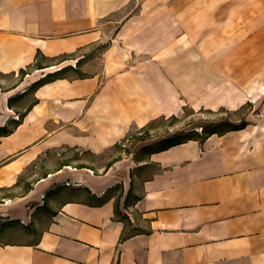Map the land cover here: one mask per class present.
I'll list each match as a JSON object with an SVG mask.
<instances>
[{
    "label": "crops",
    "instance_id": "0c3cea01",
    "mask_svg": "<svg viewBox=\"0 0 264 264\" xmlns=\"http://www.w3.org/2000/svg\"><path fill=\"white\" fill-rule=\"evenodd\" d=\"M104 40L99 64L80 52ZM38 51L66 54L86 74L41 84L30 106L20 104L27 93L11 107L8 97L37 78L0 86V126L23 113L0 136V187L14 186L48 149L102 154L132 126L184 106L262 105L241 129L146 157L120 152L100 173L56 171L85 198L58 202L37 244L0 243V264H264V94L252 85L264 82V0H0V72L18 73ZM148 165L155 169L142 178ZM116 184L140 196L125 212L134 226L135 213L147 219L146 232L120 240L114 197L93 203Z\"/></svg>",
    "mask_w": 264,
    "mask_h": 264
},
{
    "label": "rangeland",
    "instance_id": "374dc122",
    "mask_svg": "<svg viewBox=\"0 0 264 264\" xmlns=\"http://www.w3.org/2000/svg\"><path fill=\"white\" fill-rule=\"evenodd\" d=\"M185 38V36H182ZM189 40L193 39L195 41L200 40L201 36L199 34H193L188 36ZM191 38V39H190ZM108 40L100 41L97 44L87 47L80 51L81 53L87 54L86 59L91 55L92 58H96L95 64H99L100 56ZM68 57L65 60L60 61L59 59L54 60H44L43 63L48 65L46 67L35 69L34 67H29L27 69V74L20 76V73L11 74L8 77H1V89L5 91L6 89L14 88L21 84L25 79L32 80L38 79L49 72H53L68 64L76 63L75 59H70ZM86 59L84 61H86ZM83 63V62H82ZM82 63L80 68L82 67ZM96 67V66H95ZM78 68V67H77ZM81 69L73 71L69 70L65 72L66 75H81L86 74L80 71ZM264 75V74H263ZM264 79V76L262 77ZM33 83V82H32ZM31 83V84H32ZM247 85V84H246ZM264 94V82H257L255 84ZM9 86V87H6ZM27 88L17 91L16 95L9 96L12 98L23 93ZM32 100V95L30 90L27 91V96L24 100L20 101L21 105H28ZM261 100V99H260ZM260 100L256 102L245 100L236 108H230L226 106H219L217 108H205L200 107L195 109L190 106H184L183 111L179 115H174L175 119H171L170 116L165 118H157L155 124H153L149 131L143 132V129L137 126H132L128 131V139L120 141L119 146H113L112 148L106 150L102 154H93L89 152H84L80 149L57 147L44 151L38 158L32 162L24 171L23 174L18 178L17 183L6 189L0 190V204L4 205V211L6 214H0V243H31L35 241L39 233L44 229L48 221L50 220V214L54 209L55 205L71 197L74 198H85V192L79 191L76 187L70 184L66 179H61L55 175L56 171L70 168L66 170H80V164H85L90 167L94 173H100L103 165L107 161L121 153L124 150L131 151L132 153H140L142 157L148 156V154L159 147L163 146L161 140L164 139L169 134H173L181 129H188L192 126V122H198L200 120H228L231 122H239L240 120H246L247 124L254 117L258 116L256 113L259 112V108L262 103ZM264 101V99H262ZM202 109V110H201ZM246 124V125H247ZM142 127V126H141ZM244 128V127H243ZM197 130L196 137L202 135L201 128H195ZM219 131L224 130V127H219ZM126 134V135H127ZM139 136H143L144 140H139ZM82 151V152H81ZM65 164V165H63ZM61 167V168H60ZM86 168V167H85ZM154 166L148 165L145 172L142 175L146 177L154 171ZM50 176V177H49ZM44 178L47 180V188L40 190H35V198H27L26 195L32 188L33 184L41 181ZM62 187V189H60ZM137 192L140 191L138 182L136 184ZM38 197V201L36 198ZM54 204L51 205V201ZM48 204L49 207H38L39 204ZM13 204V208L11 205ZM8 206V207H6ZM36 208V209H35ZM42 208V209H41ZM24 213L30 217L25 221ZM135 213V212H133ZM137 225L140 228L145 229V222L139 216V214H134ZM11 220V221H8ZM31 221V225L28 228L24 227V224H28Z\"/></svg>",
    "mask_w": 264,
    "mask_h": 264
},
{
    "label": "trees",
    "instance_id": "16d2710c",
    "mask_svg": "<svg viewBox=\"0 0 264 264\" xmlns=\"http://www.w3.org/2000/svg\"><path fill=\"white\" fill-rule=\"evenodd\" d=\"M68 58V55L64 54V55H60L58 57L55 58H46L44 55H42L39 51L36 53L34 62L28 66H26V68H21L19 70L18 73H20V76H24L25 74H27V69L29 67H34L35 69H40L43 67H46L48 65H45L43 63L44 60H54V59H59L60 61L65 60ZM79 63V61H77V64ZM69 70H73L76 71L75 67H73L72 65L68 64L65 65L59 69L54 70L53 72H49L47 74H45V76H42L38 79H36L35 81H33V83L20 95L15 96V97H10L8 98V106L11 107L13 105V103L21 98L24 93L26 94L27 91L30 90V93L33 92L38 86H40L43 83L52 81L56 78H61L64 77L66 74H64L65 72L69 71ZM14 74V73H11ZM11 74H2L0 72V80L1 77H8ZM33 103V101L29 104V106ZM28 106V107H29ZM202 110V109H201ZM162 118H165L164 116H161ZM23 118V113L19 112L18 118L17 119H10L6 124L0 126V136H4V135H8L10 134L14 128L20 123V121ZM160 118V117H159ZM171 119H175L174 115L170 116ZM157 118L151 120L150 122H148L147 124H145L144 126L140 127L143 129V132H147V130L149 131V128L155 124ZM247 124L246 120L242 119L239 122H231L228 120H220V121H216V120H209V121H203L200 120L198 122H192V126L188 129H181L176 131L173 134H169L166 137H164V139L161 140V143L163 144V146L159 147L158 149L154 150V151H160V150H164L167 149L170 146L173 145H177L183 142H186L190 139H195V140H204L206 139L208 136H210L211 134H223L226 131L229 130H234V129H241L243 127H245ZM201 128L202 131V135L200 134L199 137H196L194 135H197V130L195 128ZM219 127H224V130L219 131ZM130 137V136H129ZM128 134L122 139V141L127 140L128 138ZM137 139L139 140H144L145 138H143V136H139V138L137 137ZM115 146H119V143H116L114 145ZM71 149V148H70ZM152 151V152H154ZM84 152H89L90 151H84ZM124 152L126 154L131 153V151H126L124 150ZM151 153V152H150ZM149 153V154H150ZM121 157V154L113 157L110 161H108L105 164V168H108L113 162H115L116 160H118ZM65 165V164H63ZM79 168H90L89 166L85 165V164H80L78 166ZM61 168V167H60ZM131 176H133V171L130 173ZM9 187H0V190H10V189H6ZM87 194H89L90 192L88 190H85ZM111 197H114V203H113V210H114V219L122 221L124 223V227L121 231L120 234V240H124L125 238L132 236L134 234L137 233H143L146 232L147 229H143L140 228L139 226H134L132 224V221L130 219V217L128 216V214L125 212V210L132 206L139 198V195H135L133 193V189L132 187L126 192L124 193L123 187L120 184H116L112 187H110L109 189H107V191L105 192V194L101 197H96V196H91V198H93V203L100 205L104 202H106L107 200H109ZM40 207H46V204L43 203ZM11 221V220H8ZM144 222H147V219H144ZM31 225V221H29L28 224H24L25 228H28ZM38 243V239H36L35 241L31 242L30 244H37Z\"/></svg>",
    "mask_w": 264,
    "mask_h": 264
}]
</instances>
